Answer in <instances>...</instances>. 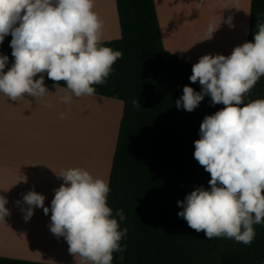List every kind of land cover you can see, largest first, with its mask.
<instances>
[{"label": "clouds", "instance_id": "clouds-1", "mask_svg": "<svg viewBox=\"0 0 264 264\" xmlns=\"http://www.w3.org/2000/svg\"><path fill=\"white\" fill-rule=\"evenodd\" d=\"M93 0H0V43L11 35L13 63L5 70L7 55H0V94L15 102L25 96L43 98L50 91L45 74L67 93L60 101L93 96V85H103L123 53L103 46V21L93 11ZM264 18V13L259 14ZM221 17L209 23L204 39L219 28ZM254 42H244L228 56L206 54L192 65L191 83L185 85L176 107L191 112L205 96L224 107L207 115L194 141V159L210 174L209 188L197 187L177 201V215L189 228L203 231L206 240L227 238L250 245L255 225H264V99L244 103V97L264 76V22H256ZM38 77V78H37ZM133 107H141L132 99ZM51 107V105H47ZM60 113V118H64ZM63 183L54 190L50 209L35 191L23 196L27 221L34 208L50 216V231L64 237L68 252L80 264H112L113 253L123 252L120 229L108 206L109 183L82 168L59 175ZM0 196V220L10 215ZM19 204V201L17 202ZM115 215L126 220L122 209ZM123 259V256L120 257Z\"/></svg>", "mask_w": 264, "mask_h": 264}, {"label": "trees", "instance_id": "trees-1", "mask_svg": "<svg viewBox=\"0 0 264 264\" xmlns=\"http://www.w3.org/2000/svg\"><path fill=\"white\" fill-rule=\"evenodd\" d=\"M120 38L102 42L119 50L103 85H93L95 94L123 104L109 174L108 206L120 229L125 249L113 253L112 264H264V225H255L250 245L227 238L206 240L177 213V201L197 187L209 188L210 174L194 159V141L207 115L224 105H212L205 96L193 111L177 108L185 85L191 83L192 66L167 53L161 43L153 0H115ZM264 0H251L247 42H254ZM8 35L0 43V55L8 56L5 70L14 61ZM38 78V77H37ZM45 84L53 81L45 74ZM56 87L65 88L60 82ZM132 99L141 107H133ZM264 99V76L244 97V103ZM122 209L126 220L115 215ZM123 256V259L120 257ZM0 264H41L0 258Z\"/></svg>", "mask_w": 264, "mask_h": 264}, {"label": "crops", "instance_id": "crops-1", "mask_svg": "<svg viewBox=\"0 0 264 264\" xmlns=\"http://www.w3.org/2000/svg\"><path fill=\"white\" fill-rule=\"evenodd\" d=\"M250 3L251 0H229L227 10L230 17L226 12H222L215 18L221 17L219 28L210 39H204L208 25L200 19L206 13L205 0H153L164 50L192 66L199 60L193 54L195 35L197 45L206 54L230 55L233 48L239 46L236 24L240 29L243 43L247 42ZM93 4V11L101 16L99 18L103 21L102 42L119 39L115 0H93ZM234 12L232 20L231 14ZM236 14L239 21L235 20ZM45 86L50 92L43 98L25 96L12 102L0 94V196H4L8 201L5 205L10 212L8 219L26 221L22 209L28 206L24 203L23 196L29 191L43 195L45 207H50L54 190L63 183L59 175L66 169L78 167L87 170L94 178H102L107 182L109 179L123 104L98 95L79 97L101 106L119 108L110 152L95 167L92 162L84 163L80 160L78 163L76 155L72 160L69 159L68 140L62 136V131L69 130L67 117L69 105L60 101V97L67 93V89L48 84ZM49 104L51 107L47 106ZM60 113L65 114L63 119L60 118ZM63 122L65 126L62 125ZM74 146L77 147L76 141ZM92 168H95V173ZM41 211L42 208H34L33 215L26 222L27 229L35 227L33 237L29 241L34 248L39 244L41 235H48L49 226L40 216ZM33 221L38 222L33 224ZM0 258L41 264H80L78 256L76 259L66 260L68 263L52 261L47 256L26 253L4 243L0 244Z\"/></svg>", "mask_w": 264, "mask_h": 264}, {"label": "bare ground", "instance_id": "bare-ground-1", "mask_svg": "<svg viewBox=\"0 0 264 264\" xmlns=\"http://www.w3.org/2000/svg\"><path fill=\"white\" fill-rule=\"evenodd\" d=\"M217 1L218 3L215 6H219V3L224 0ZM207 2H210V0H207ZM208 7L209 6L206 5L207 9ZM235 20L239 21L238 15H235ZM237 28L236 24L235 30H237ZM196 42L197 39L194 35L193 54L199 59L203 55H206V53L203 52ZM239 45H241L240 39ZM118 115L119 108L108 107L105 105L101 106L96 102L73 97L69 104L67 115L69 130L62 131L63 138L68 140L69 159L72 160V157L76 155V161L78 163L80 160H83L84 163L92 162L95 167L99 162H102V158L108 155L112 147ZM101 116L103 117L102 120H100ZM62 125L65 126V122H63ZM75 141L77 142V147L74 146ZM92 171L95 173V168H92ZM40 216L49 226L51 223V211H49L48 215H45L44 212L41 211ZM26 222L27 221H23V219H8L7 216L4 220H0V244H7L16 249H21L26 253L47 256L52 261L68 263L66 260L76 259V257L69 254L68 244L64 237L55 236L50 231V228H48L47 231L48 235L40 236L38 241L39 244H36L35 248L31 246L29 241L33 237L35 227L27 229ZM33 222V224H37L36 222L38 221Z\"/></svg>", "mask_w": 264, "mask_h": 264}, {"label": "rangeland", "instance_id": "rangeland-1", "mask_svg": "<svg viewBox=\"0 0 264 264\" xmlns=\"http://www.w3.org/2000/svg\"><path fill=\"white\" fill-rule=\"evenodd\" d=\"M228 2H229V0H226V1L224 0L223 2L219 3L220 4L219 5L220 7H219V6H215L218 3L217 0H210V2H207V0H205V8H206V5H208L209 7H208V9L206 8V13H204V15H202V18L200 19V21H202L205 25H209V23L211 21H213L215 18H217L222 12H226L228 17H230L229 16V12L227 10ZM213 6H215V7H213ZM242 6L243 5L240 6L241 11H242ZM215 10H217V11H215ZM232 14H231V16H232L231 19L233 20L235 12L232 13ZM242 27H243V30H244V26H242ZM237 32H238L237 44L239 45V39L241 41V44L243 43V41H242V38H241V35H240V29L237 28ZM243 39H244V36H243ZM95 114H97V113H95ZM102 118L103 117L101 116L100 120H102Z\"/></svg>", "mask_w": 264, "mask_h": 264}]
</instances>
